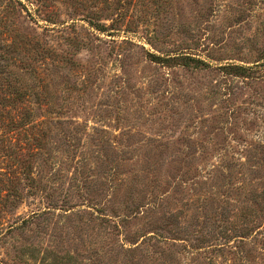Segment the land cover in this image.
I'll return each instance as SVG.
<instances>
[{"label": "rangeland", "instance_id": "obj_1", "mask_svg": "<svg viewBox=\"0 0 264 264\" xmlns=\"http://www.w3.org/2000/svg\"><path fill=\"white\" fill-rule=\"evenodd\" d=\"M0 264H264V0H0Z\"/></svg>", "mask_w": 264, "mask_h": 264}, {"label": "trees", "instance_id": "obj_2", "mask_svg": "<svg viewBox=\"0 0 264 264\" xmlns=\"http://www.w3.org/2000/svg\"><path fill=\"white\" fill-rule=\"evenodd\" d=\"M191 61H193L195 63V65H198L200 63L199 61L195 62V60L192 58H191ZM186 65H190V64H186ZM21 128H23V127H21Z\"/></svg>", "mask_w": 264, "mask_h": 264}]
</instances>
